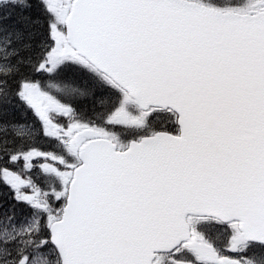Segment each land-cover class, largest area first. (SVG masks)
<instances>
[{
    "label": "snow or ice",
    "instance_id": "6c2138e0",
    "mask_svg": "<svg viewBox=\"0 0 264 264\" xmlns=\"http://www.w3.org/2000/svg\"><path fill=\"white\" fill-rule=\"evenodd\" d=\"M0 264H264V0H0Z\"/></svg>",
    "mask_w": 264,
    "mask_h": 264
}]
</instances>
